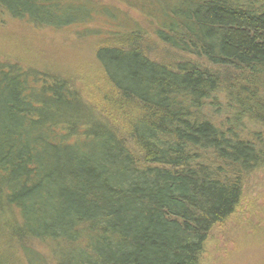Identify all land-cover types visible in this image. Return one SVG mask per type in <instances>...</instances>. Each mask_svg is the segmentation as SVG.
<instances>
[{
    "label": "trees",
    "instance_id": "trees-1",
    "mask_svg": "<svg viewBox=\"0 0 264 264\" xmlns=\"http://www.w3.org/2000/svg\"><path fill=\"white\" fill-rule=\"evenodd\" d=\"M158 1L129 4L160 47L108 31L81 86L0 61V264H202L264 175V0ZM62 2L0 14L63 29Z\"/></svg>",
    "mask_w": 264,
    "mask_h": 264
},
{
    "label": "rangeland",
    "instance_id": "rangeland-1",
    "mask_svg": "<svg viewBox=\"0 0 264 264\" xmlns=\"http://www.w3.org/2000/svg\"><path fill=\"white\" fill-rule=\"evenodd\" d=\"M146 1L149 12L162 7L158 0ZM95 2L96 8L104 12H92L94 19L88 24L81 23V20L89 9L82 8L84 5L77 1L63 0L58 12L52 8L56 16L73 22L63 29L37 28L26 20L17 21L0 14V61L8 59L9 62L60 74L81 86L89 82L88 77L98 69L94 52L108 31L127 34V30L138 25L147 30L152 43L160 47L149 20L143 17V2L137 7L129 4L132 0H93L92 3ZM71 8L84 10L76 14ZM122 22L128 23L129 27L123 28ZM90 89L93 98H98L93 88ZM251 192L236 219L215 233L208 243L202 264H264V175L255 181Z\"/></svg>",
    "mask_w": 264,
    "mask_h": 264
}]
</instances>
